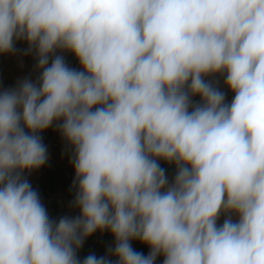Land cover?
<instances>
[{"label": "clouds", "instance_id": "9594fccd", "mask_svg": "<svg viewBox=\"0 0 264 264\" xmlns=\"http://www.w3.org/2000/svg\"><path fill=\"white\" fill-rule=\"evenodd\" d=\"M17 53L35 75L0 86V264H264V0H0ZM49 129L75 214L29 180Z\"/></svg>", "mask_w": 264, "mask_h": 264}, {"label": "crops", "instance_id": "0c3cea01", "mask_svg": "<svg viewBox=\"0 0 264 264\" xmlns=\"http://www.w3.org/2000/svg\"><path fill=\"white\" fill-rule=\"evenodd\" d=\"M18 48L26 47L25 44L19 43ZM69 62L75 63V58L71 54H67ZM34 59L31 56H23L21 53L17 55H0V86H13L18 78L25 75L33 74ZM232 93H228V100H231ZM45 144L48 146L50 159L49 163L39 171L29 176L34 188H37L41 194L43 202L46 204L50 215L59 217L66 213H70L67 205L72 198L69 192L74 171L68 162L67 155L62 156L64 144L58 134L53 129H49L42 133ZM162 166L168 169L169 173L174 171L173 166L161 162ZM70 214H75L70 213ZM113 242L112 236L108 232L101 234L95 233L85 241L79 255L81 257L89 252H95L97 255H103L106 247ZM133 247L138 251L147 254L149 249L147 246L139 242H133ZM162 257L158 258L157 264H162Z\"/></svg>", "mask_w": 264, "mask_h": 264}]
</instances>
